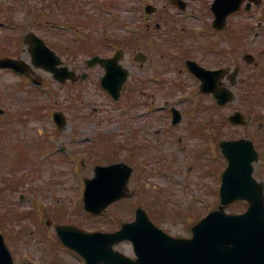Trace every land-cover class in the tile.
<instances>
[{"label": "rangeland", "instance_id": "374dc122", "mask_svg": "<svg viewBox=\"0 0 264 264\" xmlns=\"http://www.w3.org/2000/svg\"><path fill=\"white\" fill-rule=\"evenodd\" d=\"M211 2L192 0L182 14L169 0H0V56L28 61L23 38L33 32L69 67H85L91 55L107 56L120 49L124 52L122 64L130 71L120 105L105 98L95 86L94 75L78 87L74 113L88 119L73 121L68 84H55L43 75L49 92H55L51 96L0 70V108L5 111L0 117V233L15 264H84L61 246L53 226L69 223L89 231H111L132 220L138 206L173 235L190 236L191 226L219 205L220 175L226 167L218 148L220 140H253L260 158L254 177L264 181V3L248 14L242 11L228 18L227 30L217 34L211 27ZM143 4L153 5L155 11L144 14ZM173 31L181 36L175 37ZM138 52L148 57L144 64L133 60ZM247 53L254 58L252 64L242 59ZM230 58H234V65L229 66ZM185 59L210 69L228 66L233 70L237 65L234 101L217 107L210 96L201 94L194 78L177 73V69H184ZM165 102L184 115L182 123L172 130L163 127L162 117L168 114ZM56 110L63 112L66 120L57 137L50 117ZM235 110L251 116L252 125L231 126L227 117ZM126 113L153 115L141 123L146 132L139 141L145 144L151 140V148L139 146L140 152L134 153L138 160L148 156L152 165L144 170L135 167L130 181V188L137 189L134 198L92 216L82 208V171L75 168V185L67 162H53L55 158L47 161L44 151L32 147L54 136L64 151H77L78 161L88 156L84 174L89 177L96 164L117 159L112 150L125 155L123 144L116 149L125 140L115 132L129 134L144 119L132 120ZM105 115L109 121H104ZM167 124L170 126V121ZM258 124L263 128L258 129ZM71 126L77 133L75 139L84 136L87 142L77 146L69 143ZM158 129L162 130L157 133ZM149 131L152 135L147 136ZM26 157L42 164L29 166ZM246 206L236 202L225 211L239 213ZM46 221H51L49 228L43 226ZM126 249L119 247L122 252Z\"/></svg>", "mask_w": 264, "mask_h": 264}, {"label": "water", "instance_id": "95a60500", "mask_svg": "<svg viewBox=\"0 0 264 264\" xmlns=\"http://www.w3.org/2000/svg\"><path fill=\"white\" fill-rule=\"evenodd\" d=\"M229 6H223V5ZM239 9V2L236 0H218L214 9L219 24H224V19L230 13ZM220 19L222 23L220 22ZM215 23L216 27L222 25ZM36 40L29 35L27 40ZM39 42L44 57L49 59L51 66L42 65L43 56L37 55L33 50L32 56L37 65L51 70L60 81L70 78L71 73L67 68H56L60 60L54 57L43 44ZM121 57L120 53L113 59H101L94 57L88 62L92 66L100 64L106 69V74L102 78V86L105 87L114 98L119 97V92L123 82L126 80L127 72L117 64ZM2 66H12L23 69L19 63L12 60H0ZM57 69V70H56ZM197 68L195 71L204 83L202 89L205 92H212L219 104H225L232 99V93L228 90L217 87L216 80L221 71L209 72ZM118 74V79L116 77ZM229 120L234 123H245L239 113H234ZM223 155L228 160V167L223 174V184L221 187V203L227 205L236 199L245 198L250 206L244 214L227 215L221 210L210 213L198 225L193 227V237L189 240L167 239L168 244L164 247L149 246V254L143 256L135 246L138 260L133 262L116 253L111 254L112 244L129 239L133 243L137 242L139 236L138 227L142 225L138 219L130 224L123 225L122 229L113 234L85 233L71 227H57L58 234L62 241L69 247L80 252L86 260H92L93 264H149L145 259H154V264H264V196L262 183H256L251 178L253 167L252 163L257 162L258 156L254 150L253 143L249 140L223 141L220 144ZM121 167L110 166L99 167L95 178L88 182V189L85 192V208L91 212H101L111 201L97 200L95 196H112L118 198L121 195L118 191L109 190L110 187L119 186L117 169ZM130 170H126L123 176L122 191L125 192V182L128 179ZM139 216L143 217L140 213ZM137 214V218H139ZM140 219V218H139ZM143 225H147L145 218L142 219ZM255 224L261 232L260 238H256L250 229V225ZM147 226L153 227L152 224ZM158 236H160L157 233ZM107 250L109 252H107ZM161 250V251H159ZM0 264H13L10 254L4 246L0 236Z\"/></svg>", "mask_w": 264, "mask_h": 264}, {"label": "flooded vegetation", "instance_id": "af4514ba", "mask_svg": "<svg viewBox=\"0 0 264 264\" xmlns=\"http://www.w3.org/2000/svg\"><path fill=\"white\" fill-rule=\"evenodd\" d=\"M171 5L179 8V6H183L184 7V3H185V8H189L190 6V2L192 0H169ZM184 8V9H185ZM71 70L74 71V77H75V81L74 82H71V89L70 91L73 93V98H72V105L74 103V100H76V93H77V88L78 87H81L83 85V83H85L87 80H90L92 78V75H94V77H100V72L103 71V69H97L98 71H96V75L93 73L94 69H86V74L84 75V69H81V67H79L78 69H76L75 67H72ZM99 72V74H97ZM85 77L83 80H82V77ZM73 111H75V107L72 108ZM74 118L73 121H78L77 119L80 118V119H83V116H79L77 114L74 113V115L72 116ZM71 117V118H72ZM85 118V117H84ZM71 133L73 135V137L75 138L76 136V130L74 131L73 130V127L71 126ZM147 145H150L151 144V141L148 139L146 140L145 142ZM83 163V162H82ZM139 166H144L145 164L143 163H140L138 164ZM144 167L147 168V165H145Z\"/></svg>", "mask_w": 264, "mask_h": 264}, {"label": "bare ground", "instance_id": "6f19581e", "mask_svg": "<svg viewBox=\"0 0 264 264\" xmlns=\"http://www.w3.org/2000/svg\"><path fill=\"white\" fill-rule=\"evenodd\" d=\"M250 229L256 238L262 237L261 232L259 231V228L255 224L250 225Z\"/></svg>", "mask_w": 264, "mask_h": 264}]
</instances>
